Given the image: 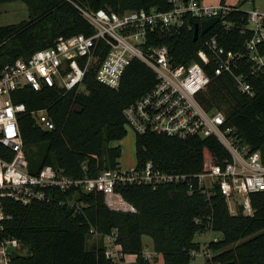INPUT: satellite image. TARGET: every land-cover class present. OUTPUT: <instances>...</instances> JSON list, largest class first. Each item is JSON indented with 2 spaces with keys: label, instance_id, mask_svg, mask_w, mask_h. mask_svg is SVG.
<instances>
[{
  "label": "trees",
  "instance_id": "16d2710c",
  "mask_svg": "<svg viewBox=\"0 0 264 264\" xmlns=\"http://www.w3.org/2000/svg\"><path fill=\"white\" fill-rule=\"evenodd\" d=\"M12 3L23 4L28 18L0 26V75L5 66L53 47L59 39L91 36L94 30L78 8L117 14L172 8L167 0H0V6ZM230 8L225 21L233 24L232 30L219 24L193 42L194 26L199 21L186 17L182 28L158 34L153 44L167 47L171 61L184 65L199 61L197 52L211 36L217 37L225 50L243 52L245 37L240 32L247 12ZM102 59L86 73L85 92L63 95L56 89L33 92L24 88L13 93V102L26 107L18 127L29 174L37 175L42 168L51 167L78 180L120 170L121 147L110 144L126 137L124 110L149 92L156 80L147 67L133 61L119 88L110 89L96 80ZM205 70L211 82L197 96V102L207 112H221L225 117L222 128L233 129L239 144L258 152L264 164V74L249 79L254 94L248 97L236 90L231 77L214 76L210 66ZM40 110L47 111L52 130L40 128L30 115ZM134 155L137 170L151 163L162 174L186 179L155 190L143 185H117L115 192L135 208L133 214L112 212L101 194L81 190L49 192L56 199L51 203L22 206L4 201V213L11 217L4 236L17 239L25 250L11 264H122L125 255L135 257L133 264H158V257L162 264H190L193 254L200 251L194 238L206 231L220 235L207 244L212 255L207 264H264V192L250 196L251 216L240 209L230 214L217 186L205 188L196 179L230 160L217 138L135 134ZM58 201H70L73 206H59ZM92 234L99 235V240L87 248ZM107 237L119 247L117 262L107 255ZM144 237L151 240V258L144 256Z\"/></svg>",
  "mask_w": 264,
  "mask_h": 264
},
{
  "label": "built area",
  "instance_id": "2783aa9c",
  "mask_svg": "<svg viewBox=\"0 0 264 264\" xmlns=\"http://www.w3.org/2000/svg\"><path fill=\"white\" fill-rule=\"evenodd\" d=\"M171 9L160 12L126 11L117 14L105 10L96 12L78 8L93 28L91 36L75 35L59 39L53 47L40 50L26 60L7 65L0 75V264H11L13 258L25 252L21 243L4 236L10 216L4 213V201L22 206L55 202L49 192L99 193L112 212L135 213L119 193L117 185L158 186L185 180L183 175L162 174L151 163L143 169L104 171L94 179H72L51 167L42 168L37 175L27 171V160L20 136L18 120L26 113L23 104L13 102V93L30 88L33 92L56 89L63 95L85 92L84 78L91 65L98 63L96 80L110 89L120 86L122 77L133 61L147 67L156 84L124 112L127 128L134 134L155 133L185 139L214 136L230 156L223 166H213L209 172L196 176L200 186H217L230 214L242 210L251 216L250 196L264 192V164L258 152H250L239 144L234 130L223 129L225 117L221 112H207L197 102V96L210 84L205 68L211 67L214 76L232 78L236 90L252 97L254 89L249 79L264 74V13L255 9L247 13L246 24L240 34L245 37L243 52L234 53L219 45L217 37L205 39L197 52L199 61L184 65L171 61L167 47L154 45L160 33L178 30L185 18L201 23L218 18L209 30L221 24L232 30L225 17L231 11L226 4L204 5L200 0H167ZM37 125L52 130L47 111L31 112ZM72 205L70 201L57 202ZM73 206V205H72ZM108 239V237H107ZM113 242V238H109ZM216 241V239H214ZM107 255L108 251H107ZM197 253L193 254L196 257ZM202 255L211 259L207 249ZM151 258V254H145Z\"/></svg>",
  "mask_w": 264,
  "mask_h": 264
},
{
  "label": "rangeland",
  "instance_id": "374dc122",
  "mask_svg": "<svg viewBox=\"0 0 264 264\" xmlns=\"http://www.w3.org/2000/svg\"><path fill=\"white\" fill-rule=\"evenodd\" d=\"M205 3H215L219 2V0H203ZM238 0H225L226 3L236 4ZM242 10L245 12H250L255 9L259 12L264 13V0H252L246 1L242 6ZM28 12L26 7L21 3H12L8 5L0 6V26L18 24L24 20H27ZM134 138L135 134L132 131H127L126 137L117 143H111L110 147L120 146L121 147V159H120V169L124 171H128L135 167V155H134ZM111 237H108V239ZM220 238V235L215 232L206 231L204 234H196L194 238V242L197 243L200 247V251L197 253L196 257L191 261L190 264H207L208 258L202 255V252L207 249V244L210 240H214ZM105 238V245L108 251L109 257L115 260L116 262L119 260V247ZM99 240V235L92 234L87 241V248L93 246ZM143 243L145 246L144 255L151 254L154 256V253L149 250L151 247V240L148 237L143 238ZM130 255H125L124 263L122 264H133V258ZM158 264H162V259L160 257L157 258Z\"/></svg>",
  "mask_w": 264,
  "mask_h": 264
},
{
  "label": "water",
  "instance_id": "95a60500",
  "mask_svg": "<svg viewBox=\"0 0 264 264\" xmlns=\"http://www.w3.org/2000/svg\"><path fill=\"white\" fill-rule=\"evenodd\" d=\"M218 22V18L204 20L194 26L193 42H197L198 38L207 32Z\"/></svg>",
  "mask_w": 264,
  "mask_h": 264
},
{
  "label": "crops",
  "instance_id": "0c3cea01",
  "mask_svg": "<svg viewBox=\"0 0 264 264\" xmlns=\"http://www.w3.org/2000/svg\"><path fill=\"white\" fill-rule=\"evenodd\" d=\"M220 1H221V0H219V2H215V3H205V2L202 0V3H203L204 5H211V6H213V5H218V4H220ZM245 2H246V1L241 2V0H238L236 4H229V3H226V2H225V4H226L228 7H238V8H240V10H242L241 6H242ZM242 11H243V10H242ZM149 250L152 251V246L150 247ZM129 258H133V259L135 260V257H134V256L129 257ZM134 260H132L133 263H134Z\"/></svg>",
  "mask_w": 264,
  "mask_h": 264
}]
</instances>
